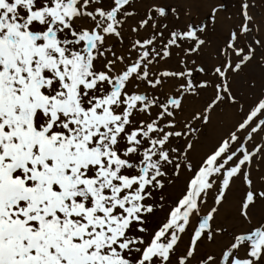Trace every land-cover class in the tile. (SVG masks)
Masks as SVG:
<instances>
[{
    "label": "snow or ice",
    "instance_id": "snow-or-ice-1",
    "mask_svg": "<svg viewBox=\"0 0 264 264\" xmlns=\"http://www.w3.org/2000/svg\"><path fill=\"white\" fill-rule=\"evenodd\" d=\"M0 264H264V0H0Z\"/></svg>",
    "mask_w": 264,
    "mask_h": 264
}]
</instances>
